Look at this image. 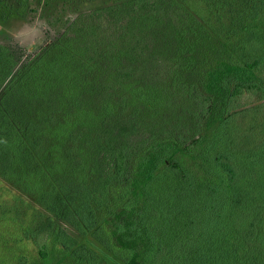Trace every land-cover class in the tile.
Instances as JSON below:
<instances>
[{
    "label": "trees",
    "instance_id": "obj_1",
    "mask_svg": "<svg viewBox=\"0 0 264 264\" xmlns=\"http://www.w3.org/2000/svg\"><path fill=\"white\" fill-rule=\"evenodd\" d=\"M1 181L0 264H264V0H115L21 66L0 41Z\"/></svg>",
    "mask_w": 264,
    "mask_h": 264
},
{
    "label": "rangeland",
    "instance_id": "obj_2",
    "mask_svg": "<svg viewBox=\"0 0 264 264\" xmlns=\"http://www.w3.org/2000/svg\"><path fill=\"white\" fill-rule=\"evenodd\" d=\"M114 1L0 0V41L15 52L18 66H21L42 46L56 39L67 24L79 13ZM0 184L6 192L5 196L8 198L21 193L15 191L3 181ZM26 198L33 205H38L30 196L27 195ZM106 220H108V215L103 210L101 221L105 224ZM70 229L77 238L86 242L107 258H116L90 233H82L71 227ZM25 249L34 254L36 252L33 245L30 247L28 245Z\"/></svg>",
    "mask_w": 264,
    "mask_h": 264
}]
</instances>
